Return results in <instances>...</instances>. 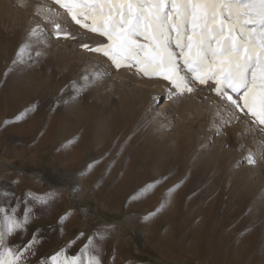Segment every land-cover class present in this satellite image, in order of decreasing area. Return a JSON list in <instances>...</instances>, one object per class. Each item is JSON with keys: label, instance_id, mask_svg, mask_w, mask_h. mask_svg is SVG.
<instances>
[{"label": "rangeland", "instance_id": "rangeland-1", "mask_svg": "<svg viewBox=\"0 0 264 264\" xmlns=\"http://www.w3.org/2000/svg\"><path fill=\"white\" fill-rule=\"evenodd\" d=\"M26 13L18 0H0V190L14 193L11 200L0 197V205L20 200L22 213L28 193L48 202L28 199V231L9 243H26L38 230L32 264L73 240L68 253L76 254L88 237H96L103 264H264V154L257 152L264 131L241 117L217 134L193 113L182 117L190 100L203 111H216L220 103L203 86L182 100H168L166 82L117 70L79 47L99 37L67 19L62 23L78 39L49 35L38 63L13 65L29 30L19 16ZM94 69L108 75L70 99L71 82ZM135 77L150 87L136 85ZM164 99L167 110L160 109ZM224 135L222 147L217 138ZM233 146L229 167L213 168L215 149L231 153ZM249 148H257L255 165L247 163Z\"/></svg>", "mask_w": 264, "mask_h": 264}, {"label": "snow or ice", "instance_id": "snow-or-ice-1", "mask_svg": "<svg viewBox=\"0 0 264 264\" xmlns=\"http://www.w3.org/2000/svg\"><path fill=\"white\" fill-rule=\"evenodd\" d=\"M18 5L31 7L39 19L33 20L13 65L38 63L49 46V35L57 40L78 39V33L62 23L67 19L99 37L98 42H81L79 47L107 58L117 70L166 82L168 100L176 102L202 86L207 88L228 109L226 117L219 109L215 113L220 120L213 122L217 134L241 117L264 131V0H51L33 4L18 0ZM106 75L97 69L85 70L79 80L71 82L70 99ZM246 160L257 163L251 151ZM26 195L22 213L20 200L15 206L0 205V264H32L41 242L37 230L26 243H9L17 233L28 231L33 212L28 199L48 202L45 197ZM0 197L11 200L14 193L0 190ZM60 219L63 222L66 216ZM95 240L88 237L76 254L68 253L75 243L70 241L38 264H103Z\"/></svg>", "mask_w": 264, "mask_h": 264}, {"label": "bare ground", "instance_id": "bare-ground-1", "mask_svg": "<svg viewBox=\"0 0 264 264\" xmlns=\"http://www.w3.org/2000/svg\"><path fill=\"white\" fill-rule=\"evenodd\" d=\"M30 4H33V2H31L30 1ZM21 9H23L25 12H27L26 14H30L29 15V17H25V16H21V15H19L20 16V18L21 19H23V20H25V25L24 26H22V27H25V28H27V30L32 26V20L30 19V17H34L33 16V10H32V8L31 7H28V8H21ZM37 18V17H36ZM35 19V18H34ZM33 19V20H34ZM39 19V18H38ZM19 21V20H18ZM14 22V21H13ZM20 22V21H19ZM17 23V22H16ZM22 23V22H21ZM20 23V24H21ZM19 25V24H18ZM81 32V31H80ZM76 47V46H75ZM82 52V51H81ZM82 54V53H81ZM102 58V57H101ZM103 59V58H102ZM134 82H135V84L136 85H140V86H142V87H146V88H148V87H150V85L149 84H147L146 82H144V81H142V80H140V79H138V78H134ZM212 94V93H211ZM210 93L209 94H206V95H211ZM205 95V94H204ZM214 95V94H213ZM154 97H158V95H154ZM191 99V98H190ZM198 99V98H197ZM217 99V98H216ZM215 99V100H216ZM182 100V99H181ZM185 100V99H184ZM183 100V101H184ZM205 100H207V99H205ZM164 101V103H163V105L160 107V109H165V110H167L168 108H169V106H170V102L167 100V99H164L163 100ZM179 101V100H178ZM217 101V100H216ZM181 102V101H180ZM187 102H188V100H187ZM206 102V101H205ZM219 102V101H218ZM182 103V102H181ZM200 103V102H199ZM220 103V102H219ZM178 104H180V103H178ZM198 104V103H197ZM194 101H192V100H190L188 103H185V105H184V108H183V115H182V117H189L190 116V114L191 113H193L194 115H195V117H196V119L198 120V121H205V123H207V124H213V122L214 121H218V122H220V120H219V118L218 117H216V115H215V113H216V111L219 109L221 112H222V109H226L225 107H221L222 106V104H218L219 106H218V109L215 111V110H212L211 111V109L212 108H210V111H203L202 110V108L201 107H199V105H197ZM201 104V103H200ZM203 105H204V103H202ZM208 105V102H207V104H206V106ZM179 106V105H178ZM213 106V105H212ZM215 106V105H214ZM214 106H213V109H214ZM177 107V106H176ZM208 107V106H207ZM210 107V106H209ZM217 107V106H216ZM173 111H175V113L176 114H178L179 116H181L174 108H171ZM179 109V108H178ZM206 109V108H205ZM180 110V109H179ZM209 110V109H208ZM181 111V110H180ZM224 111V110H223ZM228 112V111H227ZM227 112H226V114H227ZM181 117V118H182ZM192 117H194V116H192ZM183 119V118H182ZM188 119V118H187ZM190 120V119H189ZM195 121V120H194ZM235 121V120H234ZM233 121V122H234ZM244 122V121H243ZM144 123V122H143ZM246 123V122H245ZM250 123V122H249ZM246 125H247V123H246ZM23 127H25V126H23ZM118 127V126H117ZM169 127V126H168ZM247 127V126H246ZM253 127V126H252ZM228 128V127H227ZM240 128H242L244 131H245V125L244 124H242V125H240ZM249 128V127H248ZM254 128H256V127H254ZM26 129H27V127H26ZM35 129V128H34ZM180 129V128H179ZM208 129V128H207ZM224 129V128H223ZM28 130V129H27ZM214 130V129H213ZM231 130H234V128H230V129H228L227 130V134H229V132H231ZM251 130V129H250ZM241 131V130H240ZM251 131H253V128H252V130ZM261 131V130H260ZM245 133H247V132H245ZM35 134V133H34ZM33 134V135H34ZM238 134V133H237ZM258 134V133H257ZM167 136V135H166ZM241 136V135H240ZM247 136V135H246ZM253 136V135H252ZM115 137V136H114ZM162 137H164L163 135H162ZM161 137V138H162ZM223 137V138H222ZM222 137H218L217 138V140L219 141V143L221 144V146L222 145H224V144H226L227 143V140H226V138H225V135L224 136H222ZM250 137V136H249ZM258 137H260L259 138V142H257L258 144H259V149H258V151L257 152H259L260 154L261 153H263L264 154V138H263V135L260 133L259 134V136ZM248 138V137H247ZM250 139V141L252 142L253 140H251V139H254V137L253 138H249ZM101 140V139H100ZM163 140H165L164 138H163ZM184 140H185V142H188L187 140H186V138L184 137ZM255 140V139H254ZM167 141V140H166ZM165 141V142H166ZM179 141V140H178ZM178 141H175V142H178ZM215 141V140H214ZM217 141V142H218ZM249 141V140H248ZM256 141V140H255ZM157 142H158V140H157ZM168 142V141H167ZM237 142H239L238 140H237ZM153 143H154V141H153ZM161 143H163L162 142V140H161ZM254 143H256V142H254ZM254 143H253V145H254ZM159 144H160V141H159ZM164 144V143H163ZM163 144L161 145V146H163ZM189 144V143H188ZM188 144H187V146H188ZM249 144L250 145H252V143H250L249 142ZM153 144H151V145H148V147L149 146H152ZM158 145V144H157ZM190 145H191V143H190ZM206 145V144H205ZM249 145V146H250ZM146 146H147V144H146ZM153 146H155V145H153ZM167 146V145H166ZM213 146V145H212ZM169 147V146H168ZM168 147H162V148H165V149H167ZM180 147V146H179ZM193 147V146H192ZM223 147V146H222ZM153 148V147H152ZM191 148V147H190ZM198 148V147H197ZM214 148V147H213ZM248 148V147H247ZM154 149V148H153ZM164 149V150H165ZM169 149V148H168ZM233 150V152H231V153H226V151L224 152L221 148H216L215 149V153L217 154V158L216 159H214V160H212V163H211V165L212 166H215V167H213V168H216V169H218V170H221L222 168H223V165L224 164H228V167H229V164H231L232 163V156H233V154H234V152L236 151V146H233V148H232ZM250 149V151L252 150L251 148H249ZM163 150V151H164ZM170 150V149H169ZM175 150V149H174ZM186 150V149H185ZM197 150V149H196ZM195 150V151H196ZM204 150V149H203ZM213 150V149H212ZM257 150V148L255 149V150H253V152H255ZM191 151V150H190ZM194 151V152H195ZM199 151V150H198ZM166 152V151H165ZM165 152H164V154H165ZM193 152V151H192ZM194 152H193V154H194ZM197 152V151H196ZM200 152V151H199ZM202 152V151H201ZM200 152V153H201ZM252 152V153H253ZM142 153V152H141ZM161 153V152H160ZM167 153V152H166ZM258 153V154H259ZM193 154H191V155H193ZM204 155V154H203ZM235 155V154H234ZM199 156V155H198ZM206 156V155H205ZM255 156H256V154H255ZM194 157V156H193ZM196 157H197V155H196ZM212 157V156H211ZM210 157V158H211ZM263 157V156H262ZM137 159V158H136ZM196 159V158H195ZM209 159V158H208ZM212 159H213V157H212ZM263 159V158H262ZM210 161V160H209ZM200 162H202V161H200ZM259 162H260V160H259ZM192 163V162H191ZM135 164V163H134ZM193 164V163H192ZM200 164V163H199ZM190 165V164H189ZM201 165V164H200ZM199 165V166H200ZM233 165V164H232ZM231 165V166H232ZM260 165L262 166V164L260 163ZM208 166V165H207ZM211 166V167H212ZM260 166V167H261ZM187 167H189V166H187ZM196 167H198V166H196ZM132 168V167H131ZM168 168V167H167ZM190 168V167H189ZM206 168V167H205ZM165 169V168H164ZM224 169V168H223ZM232 169V168H231ZM98 170V169H97ZM192 169L190 168V171H191ZM256 170V169H255ZM147 171V170H146ZM205 171V170H204ZM204 171H203V173H204ZM207 171V170H206ZM210 171V170H209ZM115 172H117V171H115ZM163 172V171H162ZM161 172V173H162ZM166 172H167V170H166ZM214 172V171H213ZM213 172H211V173H213ZM99 173V172H98ZM118 173V172H117ZM165 173V172H164ZM190 173H192V172H190ZM189 173V174H190ZM218 173V172H217ZM232 173V172H231ZM114 174V173H113ZM209 173H207V175H208ZM245 174V173H244ZM249 174V173H248ZM196 175V174H195ZM198 175V174H197ZM215 175V174H214ZM97 176V175H96ZM194 177H196V176H194ZM175 178V177H174ZM179 178V177H178ZM190 178H192V176L190 177ZM241 178V177H240ZM93 179V178H92ZM193 179V178H192ZM171 180V179H170ZM169 180V181H170ZM178 180V179H177ZM187 180V179H186ZM232 181V180H231ZM191 182V181H190ZM190 182H188V184L190 183ZM195 182V181H194ZM193 182V183H194ZM251 182V181H250ZM130 184V183H129ZM137 184V183H136ZM196 184V183H195ZM163 185V184H162ZM246 186H247V184H246ZM120 188V187H119ZM126 190V189H125ZM253 190V189H252ZM165 191H167V190H165ZM164 191V192H165ZM166 193V192H165ZM157 204V203H156ZM134 207V206H133ZM155 207V206H154ZM169 209V208H168ZM205 210V209H204ZM167 215V214H166Z\"/></svg>", "mask_w": 264, "mask_h": 264}]
</instances>
